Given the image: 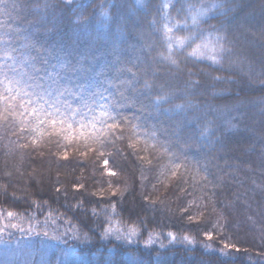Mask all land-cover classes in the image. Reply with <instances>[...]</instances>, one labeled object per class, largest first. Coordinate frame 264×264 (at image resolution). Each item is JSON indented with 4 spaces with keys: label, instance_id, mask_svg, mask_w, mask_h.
<instances>
[{
    "label": "trees",
    "instance_id": "1",
    "mask_svg": "<svg viewBox=\"0 0 264 264\" xmlns=\"http://www.w3.org/2000/svg\"><path fill=\"white\" fill-rule=\"evenodd\" d=\"M24 2L15 0L17 5ZM48 2L57 7L50 10L44 26L27 23L42 15L35 8L21 11L18 7L11 12V19L0 16V22L7 20L13 28L34 32L33 39L44 49L59 46L57 54L77 70L75 82L103 81L116 75L115 69L124 63L137 68L148 63L141 34L146 38L154 27L156 0H144L147 11L135 0H113L124 6L122 14L127 18L120 32L111 19L93 16L100 4L108 6V0H73L67 13L64 0ZM237 2L240 6L223 20L235 40L232 58L239 63L229 66L226 62L223 69L216 70L207 60L197 62L198 69L224 77L215 82V96H195L202 110L209 106L206 117L196 113L201 118L185 121L177 137L172 134L175 117L164 111L167 104L159 112L141 110L139 104L122 109L142 129L154 128L161 141L170 140L173 155L146 148L143 137L135 148L129 147L126 139L116 140L113 146L101 149L104 156H100L83 146L65 149L55 139L34 146L15 128L0 129V158L10 153L3 145L10 143L12 154L20 156V164L13 161L18 174L26 179L19 182V177H0V214L12 211L36 233L57 231L61 237L54 240L4 231L0 240L7 245L0 243V264L6 246L14 253L9 257L12 264H65L61 251L73 253L83 264H101L117 245L129 247L115 237L100 239L101 224L108 226V216L112 225L138 230L131 247L142 250L145 264H264V48L250 43L253 33L259 37L264 26V0ZM78 5L89 7L79 9ZM133 7L138 10L129 13ZM111 12L109 9L110 16ZM79 15L89 21L87 33L79 30L85 27L77 21ZM194 79L212 83L203 74ZM207 121H212V126L202 136ZM24 144L28 146L20 147ZM46 156L56 157V164L45 172ZM104 159L109 161L107 165ZM108 169L117 175H109ZM203 176L207 180L201 179ZM205 233H211V238ZM76 234H87L90 239H76ZM149 238L151 243H146ZM229 244L236 247L227 248Z\"/></svg>",
    "mask_w": 264,
    "mask_h": 264
},
{
    "label": "snow or ice",
    "instance_id": "2",
    "mask_svg": "<svg viewBox=\"0 0 264 264\" xmlns=\"http://www.w3.org/2000/svg\"><path fill=\"white\" fill-rule=\"evenodd\" d=\"M64 3V11L67 13L73 0H64ZM135 3L141 9L148 10L144 0H135ZM155 6L152 31L146 38L141 34L145 39L141 48L147 49L148 63L142 68L124 63L115 69L116 75L110 79L105 77L103 81L92 80L84 83L75 82L77 70L57 54L61 50L59 46L53 50L44 49L33 39L34 32H28L26 28H13L7 20L0 22V129L7 131L9 128H15L21 138L30 140L34 146L45 140L52 142L55 139L57 145L65 149L83 146L91 151H98L100 156H104V152L100 150L113 146L116 140L126 139L128 146L135 148L143 137L146 148L159 150L163 155H173L170 152V140L161 141L154 128L142 129L138 123H133V118L126 116L122 109L139 104L141 110L150 108L159 112L163 105L167 104L169 107L164 111L170 117H175L176 126L172 134L177 137L185 121L201 118L196 113L206 117L209 106L202 110L201 106L195 103V96H215V82L224 77L198 69L197 62L207 60L209 67L215 66L216 70L223 69L226 62L229 66L239 63L232 58L235 40L224 27L223 17H227L240 5L237 0H156ZM18 7L21 11L33 8L41 11L42 15L27 22L32 27L34 24L44 26L50 10L57 6L51 5L48 0L43 3L39 0L35 3L25 0L20 5H17L15 0L11 4L9 0H0V16L11 19V12ZM77 7L86 9L89 5ZM109 9H112L111 16ZM123 9L122 4L108 0V6L100 4L98 13L94 12L93 16L97 20L100 17H104L106 21L111 19L117 26V32H120L127 23L126 15L122 14ZM137 10L133 7L128 12ZM72 11L75 12L76 9ZM51 14L54 15V12ZM76 19L78 22H84L85 27L79 30L87 33V18L79 15ZM214 19L217 23L211 24L210 21ZM181 32L182 35L178 34ZM250 43H259L264 48V26L259 31V37L253 33ZM51 60L56 62L51 63ZM201 74L210 78L212 83L194 79ZM99 75L97 73V76ZM261 83L264 84V81ZM176 100L181 102L175 103ZM226 123L229 127L233 126L230 121ZM211 126L212 121H207L200 134H208ZM27 146L28 144L20 145ZM67 156L65 151L64 158L67 159ZM103 163L107 165L109 161L104 159ZM108 174L117 175L112 169H108ZM201 179L207 180V177L203 176ZM111 207L115 212L116 206ZM93 212L95 214V210ZM6 218L23 220V217H17L12 211L7 212ZM6 218L0 216V219ZM106 219L108 226L101 224L103 231L99 234L100 239L115 237L117 241L126 242L129 247L122 248L117 245L107 261L102 260L101 264H145L142 250L131 247L132 239L138 234V230L134 227H113L111 216ZM9 227L25 234L49 236L47 231L36 233L31 225L25 230L18 223L5 224L0 227V233ZM205 235L211 238V233ZM51 239L60 240L61 237L53 234ZM76 239L88 241L90 238L87 234L83 237L76 234ZM0 243L7 245L3 240H0ZM148 243H151L150 238ZM226 247L236 246L229 244ZM3 254L5 259L2 264H12L9 259L14 254L12 250L6 246ZM61 255L65 258V264H83L75 259L73 253L61 251Z\"/></svg>",
    "mask_w": 264,
    "mask_h": 264
},
{
    "label": "rangeland",
    "instance_id": "3",
    "mask_svg": "<svg viewBox=\"0 0 264 264\" xmlns=\"http://www.w3.org/2000/svg\"><path fill=\"white\" fill-rule=\"evenodd\" d=\"M10 134V133H9ZM9 138H12V137H9ZM3 142V141H2ZM4 146H5V149H7V147H8V149L7 150H9V152L10 153H3L5 156L4 157H1L0 158V177L1 176H3V175H9V176H13V179L14 180H16V178L17 177H19V182L20 181H24V182H26V179H24L25 177H22V176H20L21 174H18V173H20V171L18 172V170H17V167H16V163L15 162H13V161H18V163L19 162H21L20 161V158H19V160H17L18 159V157H20V156H15V154H12V147L10 146V143H8V142H5V144H3ZM7 150H5V151H7ZM9 156H11V157H9ZM54 156V155H53ZM55 158L56 157H49V156H46V158L44 159V161H43V168H42V170H45V172H46V168H47V170H49V168H50V166L51 165H55L56 164V162H55ZM20 164V163H19ZM45 172L44 171H40V175H43L44 174V176L43 177H45ZM0 216H2V217H5L6 218V216H7V214H0ZM18 217V216H17ZM11 223H18V224H20V226L22 227V228H24L25 230H27L28 228H29V225H28V223L26 222V221H24V220H20L19 218H16V219H11V218H6V219H0V227H4V225L5 224H11ZM36 226V225H35ZM113 227H120V228H122L123 229V227L122 226H119L118 224H113L112 225ZM7 230L8 231H10L9 233H13L14 231H17V232H19V234H25L24 232H21L20 230H18V229H14V228H11V227H9V228H7ZM6 230V231H7ZM49 233V236H52L53 234H55V235H58L57 234V231H50V232H48ZM63 233V232H62ZM2 234V233H1ZM28 235L29 234H31V233H27ZM26 234V235H27ZM1 236V235H0ZM134 238L135 237H133V239L132 240H134ZM146 243H148V241L146 242ZM2 250V249H1ZM14 255V254H13Z\"/></svg>",
    "mask_w": 264,
    "mask_h": 264
}]
</instances>
